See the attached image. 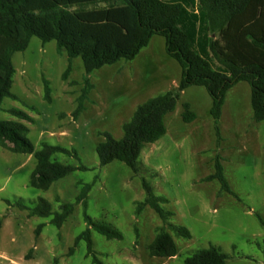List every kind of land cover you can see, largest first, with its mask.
Wrapping results in <instances>:
<instances>
[{
    "label": "rangeland",
    "instance_id": "1",
    "mask_svg": "<svg viewBox=\"0 0 264 264\" xmlns=\"http://www.w3.org/2000/svg\"><path fill=\"white\" fill-rule=\"evenodd\" d=\"M65 8L73 12L76 7ZM67 62L64 51L56 52L54 41L42 45L32 37L25 51L13 54L11 92L18 99H3L0 120H12L9 109L24 111L30 118L23 121L27 138L35 150L42 143L60 146L75 156L56 154L54 160L88 170L74 171L41 191L29 185L33 156L0 148V264H92L84 241L73 247L85 229L84 212L122 236L107 240L91 232L93 250L103 264H184L186 257L209 244L226 254L225 264H264V119L253 120L248 84L239 82L227 91L219 139L206 90H183L164 118L165 134L144 146L137 159L139 173L134 175L119 161L100 167L95 149L102 133L122 137V124L138 105L176 89L180 66L165 53L163 37L152 36L133 60H120L88 75L91 88L77 118L73 112L84 88V69L81 59L74 58L64 78ZM44 81L49 100L44 97ZM185 102L196 114L190 123L181 120ZM216 156L238 199L221 192L216 180H204L213 174ZM94 178L84 209L77 196L81 185ZM142 179L165 200L161 206L172 214L166 223L149 206L136 213V202L144 199ZM39 199L49 202L53 212L72 204V213L57 228L50 223L52 216L29 215ZM167 224L186 228L191 238L175 237ZM160 228L174 239L177 254L172 258L152 257L147 251Z\"/></svg>",
    "mask_w": 264,
    "mask_h": 264
},
{
    "label": "trees",
    "instance_id": "2",
    "mask_svg": "<svg viewBox=\"0 0 264 264\" xmlns=\"http://www.w3.org/2000/svg\"><path fill=\"white\" fill-rule=\"evenodd\" d=\"M99 2L102 7L92 6ZM72 5L76 7L73 12L66 10V6ZM154 35L163 37L165 53L180 66L177 87L138 105L131 118L122 124L120 139L106 132L101 134L102 141L95 149L100 167L119 161L137 175L139 154L145 145L165 134L164 118L175 109L180 93L189 86L203 87L210 97L209 114L218 139L226 93L239 82L247 83L250 88L253 120L264 119V0H0V107L5 98L18 99L11 92L15 73L12 57L25 51L32 37L38 38L42 45L54 41L56 52L66 53L64 78L72 60L81 59L84 88L73 112L77 118L91 88L87 76L120 60H133ZM44 97L50 98L47 81H44ZM7 112L12 120H0V148L33 156L36 163L29 179L31 187L47 191L54 182L72 172L88 170L82 165H64L54 160L56 154L75 156L60 146L42 143L35 150L23 123L30 121L29 116L20 109ZM195 118L190 104L183 103L182 122L190 123ZM95 178L82 184L77 196L84 209ZM204 180H216L221 192L237 198L224 177L218 156L213 174ZM141 185L144 199L136 202V213L149 206L166 223L172 214L161 206L165 200L155 196L144 179ZM71 213L72 204H62L59 212H53L51 204L44 199L29 209L31 216H52L50 223L57 228ZM259 221L263 224L260 217ZM84 222L85 229L75 238L73 247L84 241L91 263L103 264L93 250L91 232L107 240H121L122 236L106 224L93 221L85 212ZM167 226L175 237L191 238L186 228ZM40 229L41 225L36 235ZM147 251L157 258H172L177 254L174 239L165 228L158 229ZM226 259L219 247L209 244L186 257L184 264H225Z\"/></svg>",
    "mask_w": 264,
    "mask_h": 264
}]
</instances>
